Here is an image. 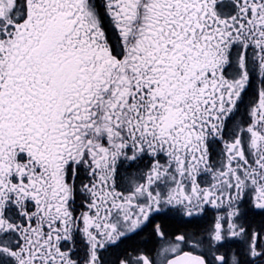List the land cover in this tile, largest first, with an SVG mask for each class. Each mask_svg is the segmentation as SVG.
I'll return each mask as SVG.
<instances>
[{
    "label": "snow or ice",
    "instance_id": "snow-or-ice-1",
    "mask_svg": "<svg viewBox=\"0 0 264 264\" xmlns=\"http://www.w3.org/2000/svg\"><path fill=\"white\" fill-rule=\"evenodd\" d=\"M0 264H264V0H0Z\"/></svg>",
    "mask_w": 264,
    "mask_h": 264
}]
</instances>
